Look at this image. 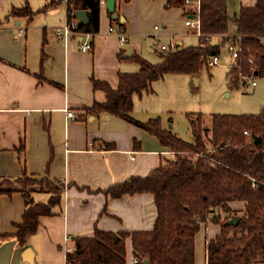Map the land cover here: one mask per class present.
Returning <instances> with one entry per match:
<instances>
[{
  "label": "crops",
  "instance_id": "obj_1",
  "mask_svg": "<svg viewBox=\"0 0 264 264\" xmlns=\"http://www.w3.org/2000/svg\"><path fill=\"white\" fill-rule=\"evenodd\" d=\"M198 1L190 0L189 5L198 8ZM257 2L227 0V6L229 13L236 15ZM167 3L116 0V11L126 24L127 42L122 44L116 34L110 33V28L119 23L114 22L102 1L99 33L90 38L93 49L83 52L78 47L80 39L65 43L58 37V29L67 20L64 0H0V180H15L26 171L63 183L61 204L53 209L52 216L41 217L37 232L23 247L13 236L17 232L13 224L22 221L24 197L20 192L0 196V235H12L0 239V264H29L22 257L27 248L33 251V264H66L65 249L74 247L78 237H92L97 228L112 232L153 229L158 215L154 195L115 199L104 190L131 177L148 176L174 153L135 124L105 112L86 114L82 109L106 101V93L93 88L92 78L117 89L119 74L133 73L128 62L137 63L130 57H141L139 47L143 42L154 46V39L165 45L175 41L178 47H186L184 37L189 31L194 33L186 21L194 18H187L182 7L169 8ZM26 7L35 12L33 17L11 15L13 10ZM129 49L131 54L125 57ZM154 83L151 91L134 97L132 116L138 121L153 118L138 99L155 94ZM67 109L76 119L67 116ZM37 118L39 123L41 118L50 121L62 135L60 160L55 166V154L49 159L46 145L39 147L32 140L31 129L36 131L39 125ZM21 141L25 142L23 152L19 151ZM32 195L35 202L46 203L51 198L49 192L40 190ZM230 206L242 211L245 203ZM204 227V236L200 232L196 236V264H206V245L220 233L219 225L210 223L214 233L209 235L208 226ZM130 251L127 264H131L132 246Z\"/></svg>",
  "mask_w": 264,
  "mask_h": 264
},
{
  "label": "trees",
  "instance_id": "obj_2",
  "mask_svg": "<svg viewBox=\"0 0 264 264\" xmlns=\"http://www.w3.org/2000/svg\"><path fill=\"white\" fill-rule=\"evenodd\" d=\"M102 1L106 0H64L67 19L76 18L78 10H86L89 23H79L78 31L95 36L100 30ZM199 1L198 45L161 53L162 61L155 65L133 54L130 58L140 69L120 73L117 89L92 78L93 88L102 89L106 101L82 109L86 114L105 112L135 124L170 149L174 158L146 177H131L104 190L115 199L143 193L154 195L158 215L153 229L112 232L97 228L92 237L74 240V251L66 256L68 264H127L129 239L133 256L139 260L137 264H196V236L209 215L220 226V233L206 245V264L264 262V109L258 114H216L210 123L203 115L188 113L190 142L163 128L160 117L141 122L132 116L135 96L151 91L152 84L168 74L198 75L226 44L240 49L227 75L231 86L238 87L246 78L264 75V0L233 16L227 0ZM189 2L168 0L167 7H182L189 18L197 15L198 9ZM11 15L33 17L35 12L26 7L13 10ZM125 25L119 24L122 28ZM255 137L261 138L260 144L255 143ZM24 150L25 142L21 141L19 151ZM39 190L51 194L48 202H35L32 194ZM15 192H20L25 200L22 221L13 224L17 228L13 236L23 247L29 236L37 232L41 217L52 216L53 209L61 204L63 183L31 176L26 171L15 180H0V196ZM234 202L245 203L244 210L232 209L230 204ZM234 216L239 223L227 225ZM9 236L12 235L2 234L0 239Z\"/></svg>",
  "mask_w": 264,
  "mask_h": 264
},
{
  "label": "rangeland",
  "instance_id": "obj_3",
  "mask_svg": "<svg viewBox=\"0 0 264 264\" xmlns=\"http://www.w3.org/2000/svg\"><path fill=\"white\" fill-rule=\"evenodd\" d=\"M183 40L186 47L196 46L199 43L198 36L192 31H189ZM173 42L175 43V41ZM154 49H156L154 46L143 42L139 47V55L151 64L161 63L162 58ZM233 60L232 51L226 44L222 48L217 64L204 67L196 76L168 74L163 80L154 83L155 94H144L141 99H138V103L139 105L144 103L149 112L153 114V118H161L165 129L187 142L192 141L188 113L196 116L203 115L209 123L216 114H258L264 109V75L246 78L238 87H233L227 78ZM128 65L131 69L130 72L133 73L140 68V65L132 61L128 62ZM254 81L256 82L255 86L252 85ZM139 110L141 111L140 107ZM36 123L39 124L34 128L36 131L31 129L32 140L39 147L46 145L48 158L55 154L56 159L53 164L55 166L60 160L59 140L62 135L47 119L41 118L39 123L37 118ZM172 158L174 156H168V159ZM222 216L226 217V214L223 213ZM211 218L212 215H209L208 222L201 225L199 235L204 236V225L208 226V235L214 233L213 227H210V223H213ZM199 239L201 240V238ZM128 242V256H130L131 242ZM201 247L200 242L198 243V253H201Z\"/></svg>",
  "mask_w": 264,
  "mask_h": 264
},
{
  "label": "built area",
  "instance_id": "obj_4",
  "mask_svg": "<svg viewBox=\"0 0 264 264\" xmlns=\"http://www.w3.org/2000/svg\"><path fill=\"white\" fill-rule=\"evenodd\" d=\"M200 1H198V9H197V15H195L194 20L192 19H187L186 21V25L187 26H191L194 29V33L199 36L201 34V26H200ZM80 22L74 18V19H67L66 23L60 27L58 29V37L64 41L65 43H67L71 38L74 39H80L79 41V49L83 52H87V51H91L93 49V46L90 42V38L92 37L90 34H86V33H82L78 31V24ZM23 33V30L20 29L19 30V35H21ZM110 33L116 34L119 38L122 44H125L127 42V36H126V32L124 30V28L120 27V26H116V27H112L110 28ZM153 44L156 47V49L158 51H161L162 53H174L177 51L178 49V45L174 42L170 43L169 45H165L163 43H161L159 40L154 39L153 40ZM230 50L232 51V58L236 59L239 56V52L240 49L237 45H229ZM219 61V56H215L213 57L210 61H209V66L215 65L217 64V62ZM250 63L253 62V58H251ZM252 85H256V82L254 81L252 83ZM67 112V116L71 119H76V115L71 112L68 111V109L66 110ZM246 135H249L247 132H245ZM133 160L135 159V157H131ZM71 240V239H68ZM74 251V247H67L65 249L66 252V256L68 255V253H72ZM66 262H67V258H66ZM130 262L131 264H137L139 262L138 258L135 256H132L130 258ZM68 264V262L66 263Z\"/></svg>",
  "mask_w": 264,
  "mask_h": 264
},
{
  "label": "water",
  "instance_id": "obj_5",
  "mask_svg": "<svg viewBox=\"0 0 264 264\" xmlns=\"http://www.w3.org/2000/svg\"><path fill=\"white\" fill-rule=\"evenodd\" d=\"M105 7L108 10V12L111 14L112 19L116 22H119L121 24L125 23V18L122 15H119V13L116 11V0H106L105 1ZM76 19L82 23L87 25L89 23L88 20V15L86 10H78L75 13ZM192 18H195L194 15L191 16ZM131 50L129 49L125 57L130 56ZM255 143L260 144L261 143V138L260 137H255ZM239 223V218L234 216L231 219H229L226 224L229 226H235ZM32 256H33V251L30 248L25 249L22 257L24 258L25 261H27L29 264H33L32 261ZM143 264H149L148 261H144Z\"/></svg>",
  "mask_w": 264,
  "mask_h": 264
}]
</instances>
